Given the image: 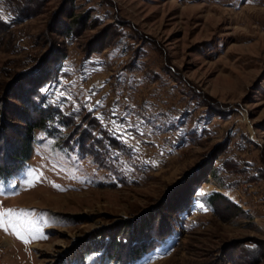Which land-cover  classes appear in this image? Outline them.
Returning a JSON list of instances; mask_svg holds the SVG:
<instances>
[{"label":"rangeland","instance_id":"obj_1","mask_svg":"<svg viewBox=\"0 0 264 264\" xmlns=\"http://www.w3.org/2000/svg\"><path fill=\"white\" fill-rule=\"evenodd\" d=\"M54 61L72 125L0 180V264H125L113 234L183 202L130 264H264V0H0V103Z\"/></svg>","mask_w":264,"mask_h":264},{"label":"trees","instance_id":"obj_2","mask_svg":"<svg viewBox=\"0 0 264 264\" xmlns=\"http://www.w3.org/2000/svg\"><path fill=\"white\" fill-rule=\"evenodd\" d=\"M83 22L85 20L81 23ZM76 23L77 20L70 21V27L66 28L68 34L73 32V26ZM44 64L43 62L38 68H35V71L45 69L42 75H47L46 80L42 79L36 86L39 77L44 78L45 75L35 74L33 75L35 79L32 78L34 82L31 81L32 86H27L20 92L14 91L15 89L11 90L9 92L10 96H6L7 99L4 98L0 103V121L2 122V127H0V180L17 176L25 171L31 153V146L35 141L36 130H47L49 135L55 136L58 134L55 130L56 127L69 128L72 125L70 117L49 101L47 91L44 90L46 84L52 83L56 79L58 63L56 61L51 62V64L47 62L45 67ZM22 79L23 77L18 78L19 88H16L18 90L24 85L20 82ZM13 111L15 116L11 118L9 112L13 113ZM90 130L88 129L92 133ZM88 131H81L79 134L76 144L80 151L85 150L84 148L89 146L92 141L93 133L90 134ZM100 138L96 136L90 146L98 144ZM63 142L67 147L69 146L67 141L64 140ZM209 175L216 177L214 170ZM192 195L193 191L190 194L191 198ZM222 200L225 202L219 194L209 198L214 210L219 208L216 206H219V201ZM185 209H187V205L183 202L176 208L174 206L161 212L159 217L152 220L153 227L151 229L144 228L140 234L131 233L127 228L125 230L123 228L118 234H113V238H111L113 245L110 246L109 250L111 255L117 252L118 245L121 243L120 256L125 264L140 260L144 255L155 250L162 242L174 235V223L177 222V218L182 213L186 212Z\"/></svg>","mask_w":264,"mask_h":264},{"label":"snow or ice","instance_id":"obj_3","mask_svg":"<svg viewBox=\"0 0 264 264\" xmlns=\"http://www.w3.org/2000/svg\"><path fill=\"white\" fill-rule=\"evenodd\" d=\"M12 210H8L7 212H0V226H5V230H7V223L8 221L5 220V217L11 216Z\"/></svg>","mask_w":264,"mask_h":264}]
</instances>
